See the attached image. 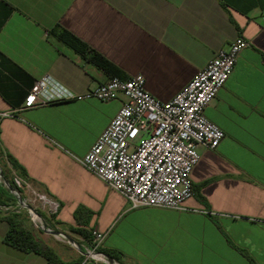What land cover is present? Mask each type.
I'll return each mask as SVG.
<instances>
[{"label":"crops","instance_id":"crops-1","mask_svg":"<svg viewBox=\"0 0 264 264\" xmlns=\"http://www.w3.org/2000/svg\"><path fill=\"white\" fill-rule=\"evenodd\" d=\"M0 0V157H11L40 191L56 200V221L103 233L101 248L125 264H264V0ZM58 26V29L56 28ZM56 29V30H55ZM66 30L118 70L143 77L165 102L219 48L241 35L249 44L204 109L224 136L198 145L183 208H131L129 201L86 169L80 159L124 97L67 100L30 108L34 79L52 76L82 92L111 74L58 36ZM83 212L75 218V211ZM0 264H45L34 252L3 241ZM35 238L63 261L75 247L41 231Z\"/></svg>","mask_w":264,"mask_h":264},{"label":"built area","instance_id":"built-area-1","mask_svg":"<svg viewBox=\"0 0 264 264\" xmlns=\"http://www.w3.org/2000/svg\"><path fill=\"white\" fill-rule=\"evenodd\" d=\"M248 44L247 39L237 35L165 102L144 88L141 74L128 78L111 75L82 92H71L52 76L44 75L33 80L23 107L90 98L112 100L122 95L120 107L80 159L81 164L121 193L131 208L181 209L184 200L193 195L189 175L199 158L198 145L213 149L224 136L206 118L204 109L225 83L239 52ZM8 114L0 112V117ZM4 159L17 188L0 172V184L15 198L13 204L0 205V211H25L34 227L78 249L81 255L78 264H125L99 250L104 237L101 232L91 230L89 241L71 238L53 217L58 207L56 200L38 190Z\"/></svg>","mask_w":264,"mask_h":264},{"label":"trees","instance_id":"trees-1","mask_svg":"<svg viewBox=\"0 0 264 264\" xmlns=\"http://www.w3.org/2000/svg\"><path fill=\"white\" fill-rule=\"evenodd\" d=\"M220 2L223 6H225L223 0H220ZM56 28L58 29V26ZM57 34L81 54L89 52V59L93 61L96 65L103 68L111 75H117L118 70L114 67V65H112L103 57H101L99 54H97L94 50H91L89 47L82 44L79 40H77L66 30L60 29ZM0 55L3 59H6L1 53ZM6 160L18 174L26 176L23 168H21V166H19L14 159L7 156ZM0 172L2 176L7 179L12 186L17 188L14 180L12 179L10 169L7 165L6 171L0 170ZM14 200L15 198L8 191V189L4 188L0 184V205L9 204L10 201L13 202ZM83 211L84 210L82 207L77 208L74 214L75 218L78 219L79 214H81ZM53 217H55V215H53ZM0 219L4 220L7 223V230L3 236V241L6 244L11 245L24 252H34L39 254L45 259V264H78L80 262L81 255L78 258L72 259L70 261L61 260L52 248L39 242L33 235L32 231L23 225L22 221L19 219L18 213H15L13 211H0ZM71 231L78 232L81 236H83V239L86 241H89L91 238L90 234L88 235V233L83 229H71ZM87 231L91 233V229H88ZM99 250L113 258H118V255L113 252L105 250L101 247L99 248ZM250 262L251 264H255L251 259Z\"/></svg>","mask_w":264,"mask_h":264},{"label":"rangeland","instance_id":"rangeland-1","mask_svg":"<svg viewBox=\"0 0 264 264\" xmlns=\"http://www.w3.org/2000/svg\"><path fill=\"white\" fill-rule=\"evenodd\" d=\"M0 170H4V171H6V162H5V159H3L2 157H0ZM9 204H13V202L12 201H10L9 202ZM3 212V211H2ZM19 219L22 221V223H23V225L26 227V228H28V229H30L31 231H40L38 228H36V227H34L33 226V224H32V222L29 220V218L27 217V215H26V213H25V211H20L19 213ZM59 224V223H58ZM1 225H4V223L2 224V223H0V226ZM60 225V224H59ZM61 226V225H60ZM62 227V226H61ZM42 232V231H41ZM61 243H63V242H61ZM64 244H66V243H64Z\"/></svg>","mask_w":264,"mask_h":264},{"label":"water","instance_id":"water-1","mask_svg":"<svg viewBox=\"0 0 264 264\" xmlns=\"http://www.w3.org/2000/svg\"><path fill=\"white\" fill-rule=\"evenodd\" d=\"M10 189H12L11 187H10ZM109 258H111V256H109V255H107Z\"/></svg>","mask_w":264,"mask_h":264}]
</instances>
